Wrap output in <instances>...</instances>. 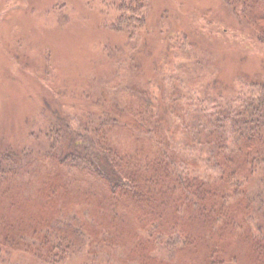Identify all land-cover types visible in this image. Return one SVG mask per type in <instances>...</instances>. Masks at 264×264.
Returning <instances> with one entry per match:
<instances>
[{"label": "trees", "instance_id": "trees-1", "mask_svg": "<svg viewBox=\"0 0 264 264\" xmlns=\"http://www.w3.org/2000/svg\"><path fill=\"white\" fill-rule=\"evenodd\" d=\"M147 1L123 0L113 27H145ZM218 1L226 26L209 44L237 38L242 60L247 39L264 46V0ZM203 61L184 62L187 80L202 76L187 81L190 99L204 93L193 102L174 81L175 100H146L130 120L57 108L35 144L0 143V264L14 251L38 264H264V58L231 98Z\"/></svg>", "mask_w": 264, "mask_h": 264}, {"label": "rangeland", "instance_id": "rangeland-1", "mask_svg": "<svg viewBox=\"0 0 264 264\" xmlns=\"http://www.w3.org/2000/svg\"><path fill=\"white\" fill-rule=\"evenodd\" d=\"M122 1L0 0V143L35 144L33 125L57 108L67 114L108 108L130 120L146 100L154 101L153 108L175 100L177 94L168 92L174 81L186 88L180 92L184 100L193 102L204 93L190 99L187 81L199 83L202 76L187 80L184 62L197 57L211 63L208 70L218 66L231 98L229 89L247 86V74L264 58V46L252 39L245 42L247 53L241 49L243 60L239 50L234 53L237 38L226 43L232 49L209 44L226 26L220 23L218 0H148L146 26L133 34L113 27L123 13ZM195 32L205 37L199 39ZM99 260L95 264H122ZM90 261L85 253L66 264ZM10 264L38 263L14 251Z\"/></svg>", "mask_w": 264, "mask_h": 264}]
</instances>
